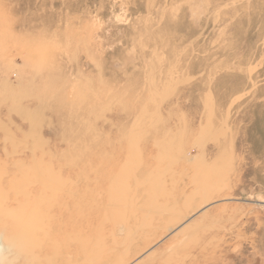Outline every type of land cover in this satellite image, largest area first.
Wrapping results in <instances>:
<instances>
[{
  "label": "rangeland",
  "instance_id": "374dc122",
  "mask_svg": "<svg viewBox=\"0 0 264 264\" xmlns=\"http://www.w3.org/2000/svg\"><path fill=\"white\" fill-rule=\"evenodd\" d=\"M0 264H264V0H0Z\"/></svg>",
  "mask_w": 264,
  "mask_h": 264
},
{
  "label": "bare ground",
  "instance_id": "6f19581e",
  "mask_svg": "<svg viewBox=\"0 0 264 264\" xmlns=\"http://www.w3.org/2000/svg\"><path fill=\"white\" fill-rule=\"evenodd\" d=\"M125 181H126V179H125ZM109 205H111L110 206L111 208L109 210V214L110 215H109V217H106V218L103 217L104 220H109V222L114 223V224L117 223V222L124 224V223H126L129 220V218H131L133 216V212L128 211V209H126V206H125L124 209H122L123 207H121V206L118 207L117 204H115L114 206L112 204H109ZM136 231H138V230H136ZM96 240H97V242H94L95 249H96L95 252L97 253V254H95V256H96V261H100L101 259H103V258H101V256H103L104 250H107V248L105 247V245L103 244V242L101 240H98V239H96ZM114 246H117V245H114Z\"/></svg>",
  "mask_w": 264,
  "mask_h": 264
}]
</instances>
